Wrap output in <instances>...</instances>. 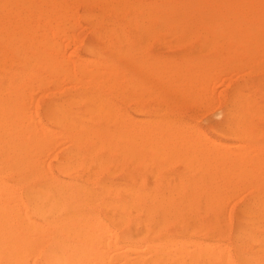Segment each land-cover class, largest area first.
Instances as JSON below:
<instances>
[{
  "label": "bare ground",
  "instance_id": "1",
  "mask_svg": "<svg viewBox=\"0 0 264 264\" xmlns=\"http://www.w3.org/2000/svg\"><path fill=\"white\" fill-rule=\"evenodd\" d=\"M68 1L0 0V264H264V0ZM229 67L247 79L206 132L177 108Z\"/></svg>",
  "mask_w": 264,
  "mask_h": 264
},
{
  "label": "rangeland",
  "instance_id": "2",
  "mask_svg": "<svg viewBox=\"0 0 264 264\" xmlns=\"http://www.w3.org/2000/svg\"><path fill=\"white\" fill-rule=\"evenodd\" d=\"M68 2H72V1L69 0ZM69 4L72 5L71 9L73 11L76 9L75 10L76 12L75 11L73 12V13H75L74 14L75 19L74 18L70 19V22H69V23L73 24V26L70 24L68 26H70L69 28H71V26H72L73 29L75 27V29L73 32L72 28H71L72 30H68L69 28H67L65 30V34L67 33V34H71L73 36H76V37H74V38H76V40H75L76 42H74L73 45H72V43L69 44V47H68V45H64L67 42H65V43L63 42V48H64V50L66 52L65 54L67 56L71 57L72 59L73 58L77 59L76 55H71V53L74 49H76L80 54H83V44H85L91 38V34H90V29H91L90 27L91 26H90V23L82 17V14L84 13V11L86 9L85 5L82 4L81 2H79L76 5L74 4L75 6H77L74 8L72 3H69ZM73 20L76 22H73ZM84 20H85V22H84ZM77 37H79V40L77 39ZM169 38H170L169 36H163L162 42L161 43H157V42L153 43L150 51L154 54H159V55H163V56L180 53L182 51V47H174L172 45V43L170 42L171 38H170V40H167ZM240 58H242V57H239L238 59H240ZM230 60H231V62H234V58H232ZM230 70H232V71L230 72ZM39 71H45V70H39ZM236 73H238V74H236ZM218 74H221V75L216 76ZM242 74H244V73H242V71L240 69H235V68H230V67H229V69L227 68L226 71L223 70V72L216 73V75H214V77H212V80L210 81L211 86H209L210 84L208 85L209 89L205 90L206 84H203L201 86V88H203V90L201 92L205 91L204 92L205 95L203 94L201 96V99H203L205 97H206V99L201 100V102H199L200 99H198L199 101H196V104H195L194 100L189 101V104H187L185 106L178 107L177 111L179 112V114L181 116L185 117L186 120L188 119V121L197 125L198 127L205 130L206 132L210 131L208 128V124L211 121H215V120L220 119L221 116L218 114V110H219L221 104L223 103L225 96L235 86V83L237 84L238 82L247 79V77H241ZM234 75H236V76H234ZM68 84L69 83H62L61 85H64V86L60 85L63 88H60L59 91L71 88V84H69V85ZM66 85H67V88L65 87ZM50 88H51V86H49L46 90L45 89L40 90V91H44L43 95H42V93H40V91L33 92V94H32V100H33L32 103L33 104L30 102L32 109L34 107L39 113H42V109H43L44 105L53 97V94L51 93ZM105 89L106 88H103V90H105ZM109 90H111V89H109ZM45 91H47V92H45ZM209 91H211V92H209ZM37 94H39V95H37ZM33 96H34V98L37 97L36 98L37 100L33 99ZM208 96L210 97V99H208L209 98ZM154 102L155 101L147 100L146 105H148V104L153 105ZM117 103H119V102L117 101ZM120 105L123 107V109H126V111L128 113L130 112L131 115H134L131 103L122 102V103H120ZM57 144H59V143H57ZM61 146H63V145L60 144V147ZM60 147H59V145H57L55 147H51V148H53L51 151L55 150L52 154H50V155H52V157L46 156V158H44V161L46 163L48 162L49 164H51L54 167V170H55V167H56V164H57L59 158L61 157V155L63 153V147H61V148ZM56 148H59V149L57 150ZM51 151H48L47 155H49V152L51 153ZM111 166L112 167L109 168L110 170H106L103 173V175L113 176L114 178L116 176H120V174L114 172V168H113L114 166L113 165H111ZM178 168H179L178 163H173L172 165H170L166 168L165 172L170 171V173H174V171H176ZM111 171H113V173H110ZM239 191H237V194L235 193L236 191L232 192L236 195H233L229 192V193H227L228 196L227 195L225 196L226 199H225L224 204L225 205L227 204V205L226 206L224 205V208L229 213V215H227V212H226V215H227V217H229V222H230L229 228H232V229L235 227V224H236L238 209L249 198L248 192H245L244 190L241 192H239ZM243 192H244V194H242ZM229 197H231V198H229ZM225 242L230 247V244H231L230 241L228 239H226Z\"/></svg>",
  "mask_w": 264,
  "mask_h": 264
}]
</instances>
